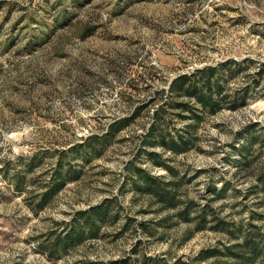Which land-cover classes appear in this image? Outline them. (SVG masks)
I'll use <instances>...</instances> for the list:
<instances>
[{
    "label": "rangeland",
    "instance_id": "1",
    "mask_svg": "<svg viewBox=\"0 0 264 264\" xmlns=\"http://www.w3.org/2000/svg\"><path fill=\"white\" fill-rule=\"evenodd\" d=\"M230 59L248 63L230 88L258 81L246 105L207 116L197 127L196 147L186 153L145 149L143 135L161 92L180 75ZM143 106L101 156L90 163L77 159L85 165L81 180L36 208L62 153ZM183 123L175 121L172 130ZM146 151L175 169L183 180L181 198L197 210L208 207L221 218L252 223L264 235L258 182L264 174V0H0V264H106L130 257L138 244L147 256L192 262L202 249L226 242L211 230L183 242L196 222L172 211L163 239L123 231L122 219L60 259L44 252L51 231L106 198H116L122 217L134 224L168 216L124 183L131 162L171 179ZM32 158L36 167L26 173ZM4 161L25 177L22 191L5 180Z\"/></svg>",
    "mask_w": 264,
    "mask_h": 264
},
{
    "label": "trees",
    "instance_id": "2",
    "mask_svg": "<svg viewBox=\"0 0 264 264\" xmlns=\"http://www.w3.org/2000/svg\"><path fill=\"white\" fill-rule=\"evenodd\" d=\"M247 64L246 61L238 62L230 59L216 66H206L190 74L176 77L168 91L161 92V101L150 117L151 125L143 135L142 146L145 149L160 146L164 150L177 154L186 153L195 148L198 141L197 127L207 116L216 115L225 108L236 111L244 107L247 99L253 95L252 92L258 83L256 79L252 84L246 83L234 89L229 87L230 80H234L242 71L247 70ZM143 108L144 106L135 109L131 117L113 121L103 135L88 137L84 143L62 153L57 165L49 173L42 192L39 193L36 208L44 209L68 183L81 180L85 165L77 164V159L81 158L85 163H90L93 157L101 156L110 142L129 126ZM177 120L184 121V125L182 129L173 131L171 124ZM146 152L156 165L164 166L169 171L171 179L154 176L131 162L126 167L128 181L124 183L129 182L130 190L134 194L146 197L150 207L157 206V212L168 211L170 214L157 221L134 224L135 221L132 218L122 217V208L116 198H106L100 204L76 212L69 222L62 224L61 231H51L47 235L42 246L50 258L60 259L84 242L103 237V228L114 225L122 219L125 221L123 231L131 228L134 232L140 231L149 238H155L160 234V238L163 239L166 235L164 230L172 226L174 215L171 212L176 211L175 216L186 223L196 222L194 230L188 229L185 232L183 242L189 240L196 232L204 230L225 235L226 242H219L215 246L202 249L192 262H184L180 258L169 262L158 256H147L146 253H140L138 244L134 246L130 257L106 264H257L261 262L264 257V235L256 225L236 223L221 218L208 207L197 210L194 202L181 198L180 189L183 180L177 179L175 169L164 164L159 154L152 151ZM242 155L245 157L243 152ZM34 164V158L28 159L25 172H33L36 167ZM11 166H14L13 163L4 161L3 176L5 180L15 185L17 191H22L25 177H21L20 172ZM258 182L261 185V191L264 192V174L260 175ZM254 188H259V185ZM211 189L217 198H220L221 192ZM192 212L197 214L191 217ZM72 264L95 263L82 260Z\"/></svg>",
    "mask_w": 264,
    "mask_h": 264
}]
</instances>
